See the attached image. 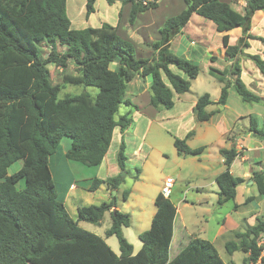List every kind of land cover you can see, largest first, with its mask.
Returning a JSON list of instances; mask_svg holds the SVG:
<instances>
[{
	"label": "trees",
	"instance_id": "1",
	"mask_svg": "<svg viewBox=\"0 0 264 264\" xmlns=\"http://www.w3.org/2000/svg\"><path fill=\"white\" fill-rule=\"evenodd\" d=\"M105 1L109 6L116 2L130 5L128 23L134 25L140 14L156 10L159 0ZM95 2L86 0L87 18L94 13ZM183 3L184 10L167 18L158 30L159 39L150 45L152 55L140 58L134 45L118 34L117 26L103 23L96 28L73 29L66 0H0V264H225L214 245L199 237H188L176 256L169 257L177 211L170 197L161 194L154 200L156 212L150 228L138 235L141 248L134 254L123 233L124 228L130 227V215L117 210L113 199L79 207L77 220H73L58 200L49 167V158L56 154L64 138L70 140L64 155L68 162L91 168L102 163L114 130L118 128L122 133L130 126L129 115H120V107L136 108L126 98L128 85L136 77L150 80L149 105L154 109L171 110L175 96L189 92L199 67L171 52L170 43L193 15L210 21L222 34L224 55L232 61L227 70L209 68V74L218 78L222 88L217 103L209 94L198 97L193 108L196 122L211 119L215 112H208L209 106H225L230 87L245 103L262 102L241 80L238 58L250 45L242 39L231 45L228 33L241 28L249 30L253 15L264 12V0H245L243 12L221 0ZM247 37L264 44L263 37ZM42 44L48 48L44 59ZM57 47L64 48V52ZM248 58L264 76V59L257 55ZM216 61L214 55L209 58L211 64ZM70 63L76 75L65 74L62 84L95 88V96L84 91L60 97L62 85L50 83L47 66L54 64L65 70ZM248 121V133L264 142V128L253 116ZM191 136L193 132L184 139H174L179 154L199 156L204 151V147L192 149L187 145ZM125 149L121 139L116 163L124 173ZM219 153L226 167L215 178L219 189L217 203L221 205L235 200L236 189L244 179L230 173L238 156L235 145L220 149ZM18 162L20 167L11 173ZM251 180L259 195H264V169L253 172ZM21 182L24 185L18 188ZM123 182L124 177L120 176L92 178L88 191L94 192L101 185L118 190ZM129 194V190H123L122 200L126 201ZM252 200L248 198L244 203ZM238 207L234 204L235 210ZM107 213L111 225L105 238L79 225L84 222L99 226ZM110 237L117 240L118 255L105 241ZM263 237L264 219H257L255 225L234 234V239L225 243V250L229 256L235 252L248 254L244 264H264V244H260Z\"/></svg>",
	"mask_w": 264,
	"mask_h": 264
},
{
	"label": "rangeland",
	"instance_id": "2",
	"mask_svg": "<svg viewBox=\"0 0 264 264\" xmlns=\"http://www.w3.org/2000/svg\"><path fill=\"white\" fill-rule=\"evenodd\" d=\"M221 1L228 3L236 11L243 12L245 0ZM85 4L86 0H67L66 2L67 15L71 21L73 29H83L86 27L96 28L100 27L103 23H108L112 26H117L118 24L119 34L132 38L136 48V55L140 58L150 57V54L146 53V50L148 49L145 46L159 39L158 30L163 25L164 21L169 17L178 15L185 8L183 0H159L158 8L156 10H151L141 14L138 16V20L134 25H129V6L122 9L121 17L119 19V2L109 6L105 0H96L94 13L87 18L85 14ZM124 20L126 24L124 23ZM186 33H188L194 40L195 37L198 38L200 44L198 43L194 47L196 52L190 54L181 53L182 45L180 44L178 50L177 42L174 43L170 50L173 53H177L179 55L181 54V56L178 55L179 57L188 61H193V63L197 64L199 67V75L196 80L192 81L189 92L177 97L181 98L183 101H188L187 103L196 101L198 97L203 94H209L213 99L217 97L219 98L222 84L216 76L209 74V68L214 67L209 62V58L212 55L217 57L215 68L218 70L223 71L229 69L230 66H226L227 64L224 60L225 55L223 54L224 51L221 44V34L216 32L214 25L210 21L197 15L192 16ZM249 35L264 38V12H257L253 16L249 30L241 28L229 32L231 44H233V42L237 39H242L243 41L249 43L250 47L244 49L243 54L238 58L242 71L241 79L251 92L259 91L257 95L264 100V80L260 82L259 79H261V74L253 62L248 58L249 55H257L259 57L263 56L264 44L248 39L247 36ZM238 40L237 42L239 43ZM209 41L210 43H208ZM41 46L44 59L48 52V48L44 44ZM57 50L59 52H64V48L61 47H57ZM183 55H185V57H183ZM47 68L49 70L50 83L53 85H62L60 97H63L64 95H78L84 91L89 92L93 96L97 93V89L95 88H85L83 86L76 87L73 85L62 84L63 76L65 74L76 75L74 67L71 63L65 70L56 68L54 64H49ZM142 101L143 100L141 99L138 102L139 107L144 105V101ZM226 102L227 104L224 108L223 106H214L213 111L215 112V115L205 123L196 122L191 112H188L184 119L179 117L178 121L167 120V117H169L168 119H171V116H173L176 111L162 110L165 112L164 114L166 116L165 117L162 113V117L165 119L163 126L170 131V134L177 137H183L187 132L193 130L194 136L187 142L189 147H204L206 149V151L202 154L204 157H202L201 161H198V158L202 155L198 157L186 156L184 158L185 161L183 166L180 169H178L177 164H175L173 139L169 136V134H166V130L164 128L161 130L159 129L161 126L157 128L153 125L152 129H149V127L147 129L146 124L145 127L141 128L143 134L146 133L145 135H147V139H149L153 145L157 146H152L150 149L145 148L141 151L142 153L140 155L135 154L137 157L132 156V154H134L133 151L138 149V146L140 145L138 136H136L138 133H135L133 139L130 140V143L133 145L130 147L128 153L125 152V156L130 160L129 163L127 162L128 166L126 168V172H128L125 176L124 172H120L118 174L121 178L124 177V182L119 188L117 202L119 206L122 207V191L129 190L134 198L138 199L141 194L144 199V207L150 210L155 206L152 199L156 198L157 195L160 194L162 186L161 183H163L166 177H173L175 179V188L172 191L171 199L176 203V205L178 200H185L188 203V205L184 206V202H182L177 206L180 210V216H182L187 226V233L189 235L196 234L197 236H200V238L212 242L219 256L225 263L244 264V254L241 252H235L232 256H229L225 250V243L234 239V232L243 231L245 229V224H243L245 220L243 219L249 218L250 216L249 213L246 214L247 212L257 210L260 212L257 218L264 219V199L259 203V207L256 208L258 200L254 201L252 205L250 204L251 202L245 204L244 198L240 195L237 199L239 207L235 210V202L232 200L226 201L221 205L217 203V199L214 197V191H217V185L215 183L214 185H211L210 183L214 181V173L218 171L219 167L215 165V162L217 161L215 153L217 145L225 147L226 140L223 137L225 131L230 130L234 125H238L241 131H235V133L233 131L229 132L226 135V139L228 138L233 140V136L237 134L245 136L248 132L249 116L256 118L259 127L264 128V101L260 103H245L237 95L234 88L230 87ZM129 107L130 106L122 105L120 107V115H125ZM189 107V104H187L185 112L188 111L187 109H189ZM253 140L258 142L257 138H253ZM259 142L260 143H257L259 144V147H263L264 142L260 140ZM69 144L70 140L64 138L60 144L62 150L58 151L60 148L59 146L56 154L58 155L60 152V154L62 153V155H65L67 149L69 148ZM146 153L147 157H144ZM218 159H220L219 156ZM54 160L55 158L52 159V164ZM64 160L65 166L70 173L69 178H73L76 181V183L73 182L76 190L73 191L71 195L76 196L79 194L80 196V194H83V196H86L87 190L85 184L91 183L92 178L90 179L89 177L93 175L97 169L85 167L75 162L69 163L65 158ZM20 165V162L15 164L10 169V172H15ZM204 165L209 167L207 172L202 169ZM136 170L139 172L137 180L133 177ZM178 170L181 172L179 176H176ZM104 173L105 172L101 171L100 176L102 177ZM56 184L59 186L58 182H56ZM22 185H24L23 182L19 183L18 188H21ZM193 186H197L199 188L198 192L192 188ZM58 190L60 189L58 188ZM222 199L224 198L222 197ZM129 211L131 212L132 210L130 209ZM224 220L226 231L217 237L219 222ZM84 225L96 233H102L103 230L110 227V220L108 217H105L101 228H96L91 224ZM187 239L188 236L184 235V240L186 242ZM109 243L113 244L114 249L118 251V244L115 237H111L109 239ZM260 244H264V237L261 239ZM175 248L176 247L174 246L172 249L173 255L176 251Z\"/></svg>",
	"mask_w": 264,
	"mask_h": 264
},
{
	"label": "crops",
	"instance_id": "3",
	"mask_svg": "<svg viewBox=\"0 0 264 264\" xmlns=\"http://www.w3.org/2000/svg\"><path fill=\"white\" fill-rule=\"evenodd\" d=\"M66 2H67V0H66ZM126 6H129V8H130V5L121 6V4H120L119 5L120 12L122 11L123 8H126ZM191 19H192V17H191ZM191 19H190V21H191ZM137 20L138 19H136L135 22H137ZM190 21L185 26V28L182 30V33L180 35L176 36L171 41L170 49L172 48L174 43L177 42L178 50H179L180 44L182 45L181 53L190 54V53H195L196 52L194 47L198 43L200 44L198 38L195 37V40H194V39L191 38V36H189L188 33H186L187 32V27L189 26ZM124 23L126 24L125 20H124ZM71 27H72V24H71ZM117 27H118V24H117ZM118 34H119V32H118ZM228 35H229V33H228ZM120 36L123 39H125L127 41H130L134 45L132 38H130L129 36L128 37L123 36V35H120ZM221 36H222V34H221ZM237 40L234 41L233 44H231V38L229 36V43L231 45H234V44L236 45L238 43ZM155 41H157V40H155ZM153 42H151L150 44H147L145 46L148 49V50H146L147 51L146 53L150 54V56L153 53V51L151 50V47H150V45ZM208 43H210V41ZM223 51H224V48H223ZM174 54L179 55L177 53H174ZM179 56H181V54ZM183 57H185V55H183ZM261 57H262V59H264L263 56H261ZM224 60H225V62L227 64L226 66H228V65L230 66L231 65L232 61H229L228 59H226V57L224 58ZM191 62H193V61H191ZM212 66L215 67L216 66V62L214 64H212ZM181 75H183V74H181ZM241 76H242V71H241ZM260 77H261V79H259V80H260V82H262L264 80V76L261 75ZM252 92L257 95L259 91H252ZM126 98L128 100H130V102L132 103L133 106L134 105L136 106V108L129 107L128 111L126 113V114L129 115V118L131 120L130 126L125 131H123L122 133L119 131L118 128H116L114 130L110 147H109V149H108V151H107L102 163L97 168H95V169H97L95 171L97 174L94 172V174L89 177L90 179L91 178H98V179H101V180H105L107 178H113V177L118 176V174L120 173V170H119L118 165L116 163V154H117L118 146H119V143H120L121 139L125 143V147H126L125 152L128 153L129 150H130V147L133 145L132 143H130V140L133 139V136H134L135 133H138L136 136H138V140L140 141V145L138 146V149H135L133 151L134 154H132V156H134V157H137V155H140L142 153L141 151L144 150L145 148H149L150 149V147H152V146H157V145H153V143H151L150 140L147 139V135H145L146 133L143 134V131L141 130V128L145 127V124H146V128L147 129H148V127H149V129L150 128L152 129L153 125H154V127H157V128L159 126H161L159 128L161 130H163V128H164L166 130V134L167 135L169 134V136L172 137L173 143H174V139L175 138L184 139L190 132H193V136H194V131L191 130V131L187 132L183 137H177V136H175L173 134H170L169 133L170 131H168V129H166L163 126L165 119L162 117V113L164 114L165 112L162 111L163 109L162 110H156V109H154L153 107H151L149 105L150 80L148 78L136 77L128 85ZM210 98H211L212 102H214V103H217V101L219 99L218 97L213 99L211 96H210ZM141 99L144 101V105L142 107H139L138 106V102ZM174 100H175L174 107L171 110H167V111H173L174 110L176 112H175V114H173V116H171V119H168L169 117H167V120L178 121L179 117H181V119H184L187 116L188 112H191L193 114V108H194L197 100L194 101V102L187 103L188 101H183V100H181V98H179L177 96H175ZM263 101L264 100L262 99V102ZM187 104H189L190 107H189V109H187L188 111L185 112ZM226 104H227V102H226ZM226 104H225V106H223V108L226 107ZM214 106L216 107L218 105L217 104L216 105L215 104L211 105L206 110L208 112H212ZM177 107H178V110H177ZM209 108H210V110H209ZM164 116H165V114H164ZM193 117H194V114H193ZM231 131H233L235 133V131H241V130L239 129L238 125L237 126L234 125V126H232V128L230 130L225 131V133L223 135V137L226 140L225 141V147L222 146V145H217L216 152H215L217 161L215 162V165H217V167L218 166L219 167H218V171H216L214 173V181L212 183H210V184L211 185H214V183L216 184L215 178L219 174L224 172L225 169H226V167L224 165V160H223L222 156L220 155L219 150L220 149H229L230 147L235 145V148L237 149V152H238V156L236 157V159L231 164L230 173L234 177L244 179V182H243V184H240L237 187V189H236V198H235V200L233 202H235L234 204L239 205V203L237 202V199L241 195L244 198V202L248 198H253V200L250 201L251 205L254 203V201L258 200L257 201V205H256V208H257V207H259V203L261 201H263L264 195H262V196L259 195L256 185L251 180V176H252L253 172H261L264 169V146L263 147H259V144H257V143H260L259 140H258V142H255L253 140V138H255V136H253L252 134H250L248 132H247V134L245 136H243L242 134H237V135L233 136L234 137L233 140H231V139L228 140V139H226V135L229 132H231ZM140 132H141V135H140ZM193 136H191V137H193ZM189 139H187V142H188ZM173 146H174V144H173ZM61 148L62 147L60 146L58 151H61L62 150ZM192 149H195V148H192ZM205 151H206V149L204 148V151L200 155H202ZM135 154H137V155H135ZM173 154L175 155V164H177V168L180 169L183 166V163L185 161L184 158L186 156L179 154L175 147H174V150H173ZM217 155L220 157V159H218ZM63 157H64V155H62V153L60 154V152H59L58 155L56 154V155L51 156L49 158V167H50V171H51V174H52L53 181H54L55 186H56V190H57V194H58V200L64 204V206H65L68 214L70 215V217L73 220H77V216H78L77 215V209L79 207L90 206V205H100L101 203H104V202L105 203H109L110 201H112L114 199V201L116 202V209L121 211V212L128 213L130 215V218H131L130 227L124 228L123 229V233H124V236L126 237V239L128 240V242H130L131 245L133 246V253L134 254L137 253L139 251V249L141 248V243L138 240V235L140 233H142V232L147 231L150 228L151 220H152V218H153V216H154V214L156 212V207L154 206L150 210L146 209L144 207V199L142 198L141 194H140V196L137 199V198H134L132 196V193L130 191H129L130 192L129 197L127 198L126 201H123V206L121 207V206H119V204L117 202V194L119 192V189L118 190H110V189L107 188L106 185H101L96 191L89 192L88 188L90 186V183H88V184H85V187H86V190H87V192H86L87 195L86 196H83V194H80V196H79V194H77V195L74 194L76 196L71 195V193L76 190V187L74 185V183H76V181L73 178L72 179L69 178L70 173L68 172V169L65 166V160H64L65 157L64 158ZM144 157H147V153L144 155ZM193 157H198V156H193ZM202 157H204V156L202 155L201 157H199L198 161H201ZM53 158H55V160L53 161V164H52L51 162H52ZM218 160H219V162H218ZM127 162L129 163L130 160L127 159V157H126V168L128 166ZM126 168H125L124 176L128 172V171L126 172ZM200 168H201V166H200ZM208 168L209 167L205 166V165L202 167V169L204 171H206V172L208 171ZM101 171L105 172L104 175H102V177L100 176ZM177 172L178 173L176 174V176H179L181 171L178 170ZM136 175H138L137 177H139V172L136 171L135 175L133 176L134 179H135ZM168 177H170V176H168ZM170 178L173 179L174 188H175V179L173 177H170ZM249 181H252V184H248ZM56 182L59 183V186L56 184ZM58 188L61 190V194H60V190H58ZM192 188L195 191H197V192L199 190V188L197 186H193ZM201 188H204V187H201ZM218 193H219V189H218V186H217V191H214V197H216L217 201H218ZM169 199L172 201V203L176 207V211H177V214H176V217H175V220H174V224H173V236H172V241H171V244H170V252H169V257L172 259L173 256H176V254L179 252L181 247L184 246L187 243L184 240V235H186L188 237H199V238H200V236H197L196 234H190L189 235L187 233V226H186L185 221L182 218V216H180V210L177 208V206L179 204H181L182 202H184L183 203L184 206L188 205L187 201L178 200V203L176 205V203L171 199V196H170ZM154 200H155V198L152 199L153 203H154ZM130 209L132 210L131 212L129 211ZM248 213L250 215L249 218H244L243 219V220H245L243 222V224H245V229L243 231L234 232L233 236H234V234L240 233V232H244L247 228L255 225L257 219H262V218H257L259 216V214H260V212L257 211V210L251 211V212H247L246 214H248ZM105 217H108V219L110 220V225H111V218H110L109 213L105 214L103 220L105 219ZM103 220L101 221V224L99 226H95L94 225V227H96V228L100 227L101 228ZM84 224H88V223H84V222H80L79 223V225L83 229L88 230L89 232H92V233H94L96 235H99V236L105 238L104 234H105V231L107 229L103 230L102 233H96V232L92 231L89 227H86ZM177 225H178V233H177ZM132 229H133V231H132ZM225 231H226L225 220L224 221H220L219 225H218V229H217V237L219 235L223 234ZM110 238H106L105 241H106L107 245L111 248V250L116 255H118L119 254V248H118V251H116L114 249V247H113L114 245L109 243V239ZM187 241H188V239H187ZM174 243H176V244H174ZM174 246L176 247L175 248L176 251H175V253L173 255L172 249H173ZM244 256H245L244 257V259H245L248 256V254H244ZM225 264H228V263H225Z\"/></svg>",
	"mask_w": 264,
	"mask_h": 264
},
{
	"label": "built area",
	"instance_id": "4",
	"mask_svg": "<svg viewBox=\"0 0 264 264\" xmlns=\"http://www.w3.org/2000/svg\"><path fill=\"white\" fill-rule=\"evenodd\" d=\"M174 188V181L172 178L167 177L162 183L161 189H160V194L164 198H169L172 195V191Z\"/></svg>",
	"mask_w": 264,
	"mask_h": 264
},
{
	"label": "water",
	"instance_id": "5",
	"mask_svg": "<svg viewBox=\"0 0 264 264\" xmlns=\"http://www.w3.org/2000/svg\"><path fill=\"white\" fill-rule=\"evenodd\" d=\"M241 184H243V183H241ZM248 184H252V181H249ZM223 198H224V197H223ZM251 238H253V236H251Z\"/></svg>",
	"mask_w": 264,
	"mask_h": 264
}]
</instances>
